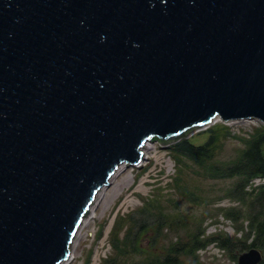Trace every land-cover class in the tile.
<instances>
[{"label": "water", "instance_id": "1", "mask_svg": "<svg viewBox=\"0 0 264 264\" xmlns=\"http://www.w3.org/2000/svg\"><path fill=\"white\" fill-rule=\"evenodd\" d=\"M243 119L264 124V0H0V264L66 261L146 142Z\"/></svg>", "mask_w": 264, "mask_h": 264}, {"label": "rangeland", "instance_id": "2", "mask_svg": "<svg viewBox=\"0 0 264 264\" xmlns=\"http://www.w3.org/2000/svg\"><path fill=\"white\" fill-rule=\"evenodd\" d=\"M215 123L224 122L218 120ZM224 124L229 130V135L221 139L222 146L218 149L217 160L226 162L235 159L245 147L243 138H250L256 129L264 125L257 119L233 120ZM204 130L206 129L192 135L193 144L200 145L206 142L209 133ZM146 143L153 145L149 158L139 166L127 165L115 184L106 187L104 199L94 217L81 232V237L74 247V260L70 264H85L88 259L89 264H132L140 261L143 254L134 252L129 245L125 253H120L114 246L115 238L124 236L126 228L132 225L131 222L137 223L133 233L139 231L144 222L149 224L148 232H143L144 235L141 236V245L157 254L165 252L179 237L187 241L189 233L195 232L201 220L205 236L222 233L235 239L243 237L250 229V220L242 217L243 213L236 222L223 212L224 208L236 206L249 213L245 205L227 195L239 178H210L191 160H186L179 167L168 152L167 146L155 141ZM177 176L181 177L179 184L173 180ZM254 179L246 187L247 190L251 191L253 187L264 184V178H260L259 184H256ZM189 193H193L197 198H192ZM148 199L154 201L152 212L164 213L170 219L182 217L183 222L179 223L177 228H172L166 223L159 226L161 221L157 218L161 216L158 217L157 214L132 221L131 217H138L135 216L137 210L143 207ZM120 216L125 217L128 226L125 225L118 233ZM164 225L168 227L161 230ZM239 226L240 229L237 228ZM247 250L249 249L243 252ZM260 250L264 255V247ZM243 252L238 251L235 259L217 242H212L199 249L198 264H238V258ZM182 259L185 264H196L191 262L190 256H182Z\"/></svg>", "mask_w": 264, "mask_h": 264}, {"label": "trees", "instance_id": "3", "mask_svg": "<svg viewBox=\"0 0 264 264\" xmlns=\"http://www.w3.org/2000/svg\"><path fill=\"white\" fill-rule=\"evenodd\" d=\"M225 126L224 123H215L204 130L209 133V137L204 144H193L191 142V136L188 139H183L166 148L179 167L182 166L186 160H191L203 170L202 173L205 176H209L210 178H239V181L227 195L233 200H237L239 203L245 205L249 213H245V209L241 210L236 206L224 208L223 212L228 218L236 222L239 221L243 213L242 217L245 216V218L250 220V229L243 237L235 239L222 233L205 236V229L202 228L203 220H201L195 232L189 233V239L187 241L179 237V239L173 242L165 252L157 254L155 251L148 250L141 245V236L143 232H148L149 224L144 222L140 230L133 233V229L136 227L137 223L131 222L132 225L128 226L125 217L120 216L117 232L119 233L120 229H123L125 225L128 227L126 228L124 236L115 238V248L119 249L120 253H125L128 251L129 245V247L133 248L134 252L143 254V258L140 261H136L132 264H185L182 256H190L191 262L198 264L199 249L205 248L212 242H217L221 248L228 251L235 259L237 258L238 251L243 252L252 247L263 249L264 184L253 187L251 191L247 190L246 187L254 178H264V125L256 129L255 133H253L250 138H243L245 147L235 159L227 162L217 160L218 149L222 146L221 139L223 136L229 135V130ZM180 178L181 177L177 176L173 180L175 183L179 184ZM190 196L194 199L197 198L193 193H191ZM153 203V200H146L144 206L139 208L137 214H135V216L138 217L135 218L132 216L131 220H142L144 216L149 217L151 214H157L151 211L154 206ZM123 216H125V214H123ZM157 216H161L160 218L156 217L158 221H161L159 222V226L166 223L171 225L172 228H177V225L183 222L182 217L170 219V217L164 213L157 214ZM117 222L115 221V223ZM166 227L168 226H162L161 230ZM237 228L240 229L241 226ZM154 232L158 235L155 230ZM113 261H115V259ZM89 263L90 260L88 259L85 264ZM261 264H264V259Z\"/></svg>", "mask_w": 264, "mask_h": 264}, {"label": "bare ground", "instance_id": "4", "mask_svg": "<svg viewBox=\"0 0 264 264\" xmlns=\"http://www.w3.org/2000/svg\"><path fill=\"white\" fill-rule=\"evenodd\" d=\"M152 148H153L152 143H145L144 144V146L142 147V151H143V161H145L146 159L149 158V152H151V149ZM142 162L140 164H142ZM126 168H127V166H124L123 164H121L116 169V171L114 172V174L112 175V177L109 179V181L106 184V186L102 187L99 190V192L96 194L94 201L90 205V207L88 209V212L84 216V218H83V220H82V222H81V224H80V226L78 228V231H77V233L75 235V238L73 240V245L71 244V246H72L71 247V255H70L69 259H67L66 261H64V262H62L60 264H70L74 260V255H73L74 247L76 246L78 240L81 237V232L89 224L91 218L94 217V213L96 212L97 208L99 207V205L101 204L102 200L104 199L106 187L108 185L115 184L116 180H118V178L124 173V171L126 170ZM117 186H118V183H117Z\"/></svg>", "mask_w": 264, "mask_h": 264}, {"label": "built area", "instance_id": "5", "mask_svg": "<svg viewBox=\"0 0 264 264\" xmlns=\"http://www.w3.org/2000/svg\"><path fill=\"white\" fill-rule=\"evenodd\" d=\"M260 178H261V177H260ZM260 178H258V179L255 178V179H254V182H255L256 184H259V183H260Z\"/></svg>", "mask_w": 264, "mask_h": 264}]
</instances>
